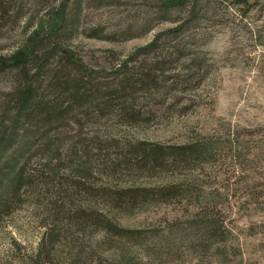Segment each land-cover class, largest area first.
Wrapping results in <instances>:
<instances>
[{
    "label": "rangeland",
    "instance_id": "obj_1",
    "mask_svg": "<svg viewBox=\"0 0 264 264\" xmlns=\"http://www.w3.org/2000/svg\"><path fill=\"white\" fill-rule=\"evenodd\" d=\"M78 1L18 0L21 16L12 12L13 18L0 23V60L22 49L39 26L50 28L56 11L70 2L71 17ZM80 1L79 31L64 44L92 73L91 88L93 83L107 87L127 62L172 65L161 92H128L129 101L114 99V105L125 104L128 114H138L135 121L83 111L58 129L59 140L88 143L89 155L79 152L85 160L106 156L103 171L83 164L76 179L96 192L83 199L87 209L129 232L117 237L106 227L73 231L84 262L113 264L124 257V264H264V0H250L247 6L197 0L184 10L167 11L170 0ZM179 24L182 31L174 36L170 30ZM153 44L160 48L149 50ZM180 49L186 56L177 61L174 54ZM64 59L52 60V68L78 76V67L63 68L66 60L59 66ZM10 65L4 69L0 63V112L16 88L17 72ZM35 80L41 92L51 88L47 78ZM195 143L213 158L188 164L176 160L173 173L160 175L141 165L134 152L143 145L167 150ZM37 162L38 156L31 166ZM171 186L180 189L174 201H125L121 208L108 202L122 190L157 192ZM47 205L26 196L2 216L0 264H83L75 258L74 245L63 238L47 248L52 226Z\"/></svg>",
    "mask_w": 264,
    "mask_h": 264
},
{
    "label": "trees",
    "instance_id": "obj_2",
    "mask_svg": "<svg viewBox=\"0 0 264 264\" xmlns=\"http://www.w3.org/2000/svg\"><path fill=\"white\" fill-rule=\"evenodd\" d=\"M79 1L76 2L78 4L72 13L73 17L67 15L71 2L63 5L61 10L56 11L52 21L54 24L50 28L39 26L30 32L22 49L8 60L6 58L0 60L2 68L6 69L7 65L11 64V69L17 72L15 91L9 93L7 97L10 102L7 105L4 104L0 112V219L12 210V207L20 206L26 196L41 204L48 201L46 208L52 226L46 234L47 248H51L52 243L60 242L63 238L74 245L75 258L80 259L84 264L83 257L86 255L84 250L79 248V240L73 231L84 233L92 227L95 229L106 227L105 231H110L117 237L129 232L118 230L109 221L106 224L101 220L107 219L102 214H92L83 199L95 195L96 192H93L86 182L76 179L79 177L78 173L83 171L81 168L83 164L92 165L95 168L99 165V170L103 171L105 166L102 165V161L106 156L90 155L88 160H85V156H79V152L86 153L90 149L88 143H82V140L79 142V138L72 143L69 140L66 142L59 140L58 129L61 130L70 125L69 117L78 119L84 113L87 115L91 112L96 115L107 114L109 117L115 114L118 118L123 117L124 122L129 119L135 121L138 114H128L125 104L114 105V99L129 101L132 94L128 92H161L163 89L161 83H166L169 78L166 76L172 65L168 61L149 62L148 59L139 62L138 65L135 62L131 64L132 66L130 62H127L124 67L117 70L115 78L117 84L114 79L108 82L107 87L93 83L91 88L92 83L88 79L93 77L92 73L89 71L86 73L87 70L67 53L64 44L65 40H69L79 31L81 16L78 13L82 9V1ZM196 1L170 0L164 9L165 11L184 10L191 6V3L194 5ZM215 1L222 4L247 6L250 0ZM18 3V0H0V23L7 22L6 18H13L12 15L15 13L12 12H17L16 14L21 16L18 14ZM192 13L194 11H191ZM182 28L179 24L170 32L174 36H179ZM61 37H63L62 40ZM159 48L153 44L148 49L158 50ZM176 52L174 56H177L175 58L177 61L186 56L184 50L180 49ZM60 56L65 59L59 62V66L61 67L66 60L68 64L65 63L63 68L67 71L68 65L78 67V76L72 78L61 69L55 71L52 68L51 62ZM195 67L200 65L196 64ZM122 70L123 76L120 75ZM32 71L36 74L30 77ZM37 77L47 78L50 81L51 88L48 92H41L42 88L35 80ZM76 109L81 113L73 111ZM60 143H63V146ZM65 147L68 149L65 150ZM151 147L143 145L134 152L138 153L141 165L151 171L159 170L156 175L173 173L177 168L176 164H173L176 160L181 164H188L213 158L210 156L212 152L208 153L206 147L198 143L186 147L167 148V150L159 146ZM86 154L89 155V152ZM37 156V164L31 166ZM65 157L67 158L64 159ZM83 161L87 162L83 163ZM65 163L68 164L65 165ZM64 169H69L71 174L62 172ZM176 189L179 188L171 186L169 189L157 192L138 189L122 190L120 193L111 194L107 199L119 208L124 207L125 201L132 205L149 198L174 201L179 193ZM213 231L215 232L216 229L214 228ZM213 231L209 230L207 234ZM117 252L123 255L122 252ZM45 254L49 256L51 251ZM124 262L122 257L113 264H124Z\"/></svg>",
    "mask_w": 264,
    "mask_h": 264
}]
</instances>
